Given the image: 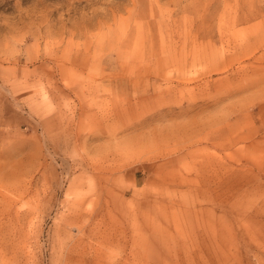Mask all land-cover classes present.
<instances>
[{
	"label": "rangeland",
	"instance_id": "obj_1",
	"mask_svg": "<svg viewBox=\"0 0 264 264\" xmlns=\"http://www.w3.org/2000/svg\"><path fill=\"white\" fill-rule=\"evenodd\" d=\"M0 264H264V0H0Z\"/></svg>",
	"mask_w": 264,
	"mask_h": 264
}]
</instances>
